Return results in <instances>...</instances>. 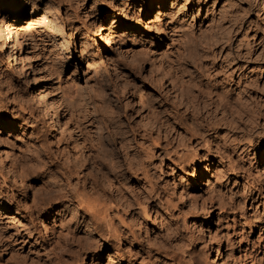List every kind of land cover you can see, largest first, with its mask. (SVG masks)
Segmentation results:
<instances>
[{
    "label": "rangeland",
    "instance_id": "374dc122",
    "mask_svg": "<svg viewBox=\"0 0 264 264\" xmlns=\"http://www.w3.org/2000/svg\"><path fill=\"white\" fill-rule=\"evenodd\" d=\"M10 1L0 0V6ZM25 1L14 6L22 7L24 48L48 99L62 104L54 107L63 122L65 116L72 121L69 132L83 138L86 148L83 154L68 131L60 135L64 126L53 107L46 114L35 103L33 73L0 41V204H8L7 210L0 207V264H134L126 256L135 250L143 257L149 251L157 264H187L191 258L193 264L213 258L215 264H264V126L257 127L254 143L238 144L237 124L225 110H214L209 119L215 125L203 122L200 144L179 146L168 128L177 115L178 132L194 127L189 111L197 103L186 102L178 86L198 76L196 63L221 65L234 50L245 52L255 49L258 38L264 41V0H167L161 17L159 0ZM48 6L61 36L46 30L42 14ZM14 8L0 18L3 28ZM113 17L116 24L110 23ZM228 17H241L247 25L217 27ZM99 23L109 29L98 34ZM211 30L216 40L224 31L232 40L213 47L206 59ZM11 39L19 54L14 33ZM244 66L264 84L263 47L251 50ZM170 142L174 148L167 156ZM127 162L148 164L156 193L143 191L150 185ZM74 191L89 202L90 212L101 210L106 217L92 234L86 226L95 225L79 217L87 204L60 197ZM111 230L128 232L134 245L122 243L117 253L109 246L108 240H118L107 235Z\"/></svg>",
    "mask_w": 264,
    "mask_h": 264
},
{
    "label": "bare ground",
    "instance_id": "6f19581e",
    "mask_svg": "<svg viewBox=\"0 0 264 264\" xmlns=\"http://www.w3.org/2000/svg\"><path fill=\"white\" fill-rule=\"evenodd\" d=\"M26 1H25L26 4H30V0H26ZM74 1H76V0H74ZM168 1L167 0H159V4H160L159 6L160 7H159V10L157 11L156 17H161L163 15V13H164L163 12V7L165 6V4ZM17 4H18V0H11L7 4H4L3 7L0 6V18H5L6 17V11L9 8L13 9L14 6L17 5ZM21 11H22V7H20V6H17V8H14L13 12L15 14H13L10 17L9 21H8V29L6 27L3 28V26H2L3 24L0 25V41L2 42L1 44H3V48L8 49V51H9L10 55H12V58L13 59L14 58L17 59V60L19 59L22 62V65H20V66H22V68L27 69L28 71L31 70V73H33V77H31V78L34 79L33 81L35 82V85L37 86V92H38L37 94H38V97H39V100H37L38 102H35V101L34 102L36 104L38 103V107L40 106L43 109V110L42 109L41 110L44 111L43 113H46V114L49 111V107H50V109L53 107L52 109H53L54 116L56 117V121L58 119V121L61 124H63V126H64V127L62 126L63 128L61 127L63 134L60 133V135H63L64 136V133H66V131L69 132L68 126H69V124L72 121L69 120L68 117L66 118V116H65L64 117V122H63L62 117H61V114H60L59 109H58V108H62V104H60L56 100H54L53 102H51L50 99H48L49 94L40 85V82H41L42 79H38V78H41V77H38L37 72L33 69V66H32L33 61H32V59L30 57L29 49L27 48V46H25V48H24V44H23V41H22L23 36H24L25 33H24V26L21 24V21H20L21 16H22L21 15L22 14ZM52 15H53L52 8H50V7L47 8V10H45V12L42 14L43 23L46 26V30L48 32H50L52 34H56V36H61L62 33L60 32V30H58V28L57 29L54 28L55 22H54L53 19H51V16ZM231 19H233V18H231V17L229 18L228 17L229 22H226V23L220 21V24H218L217 27L221 28L223 25L226 24L227 26H229L230 29L233 28V26H237V28L239 29L241 25H243V26H246L247 25V22L244 21L243 18H241V17H238V19H237V17H235L233 19L234 21L233 20L231 21ZM1 21H4V19L1 20ZM117 21L118 20L116 19V17H113V18L110 19V23L111 24L112 23L113 24H116ZM140 21H141V19L138 18V20H137L138 24L140 23ZM224 21H225V18H224ZM105 25L106 24H101V23H99L97 25V27H98V34H102L104 30L109 29V26H105ZM214 30H216V29H214ZM13 33L15 34L16 41L18 43L17 45L20 46V50H19L20 53L19 54L16 53V49H15L16 46H15V44L13 42V39H11V36L13 38ZM216 33H217L216 31L213 32L212 30L210 32H206V35H207L206 38H208L210 40V42L208 41L209 44H208L207 49H206L207 51L209 50L210 53L206 51V55H205V58L206 59H209L210 57L213 56L212 53H213V51L215 49V48L213 49V47H218V48L219 47H223L224 44H227V42L229 40H232V36H231L232 34H231V32H227V33H226V31L221 32V35L219 34V38L217 40L214 38V36H216L215 35ZM218 33H219V31H218ZM258 41L256 40V42L254 43L255 44V47L254 48L256 49V47L258 45H259V47H263L264 48V41L259 40V38H258ZM252 46H251V48H253ZM255 49H250V50L247 49L248 51H245V52H244V50H241L240 51L239 49L238 50L236 49L233 52V58H230L231 56H225V58L223 59L221 65H214L213 64L214 62L211 61V60L202 61V62L200 61V63H196V67H195V70H196V73L195 74L198 75V76H196V77L190 76L191 79H189V80H181V83H180L179 86H178V83H176V82L173 83L174 84L173 87H175V86H178L180 88L182 87V90H181L182 95L184 94V96H186V99L188 98V100L186 102L197 103V105L195 104L196 107L189 111V116L192 119L193 125H194V127L192 129H190V127H189V129H185V131L178 132L177 126L179 125L180 120H182V118L179 117V115H177V116L175 115L176 118L173 119V122L175 124L174 125H170V127L168 126V128L170 129V132L173 131L172 132V135H174L175 137H177V139H179V141H178L179 143H178L177 146L181 145L182 143L184 144L186 141L187 142H190V144H193V145L194 144L199 145L200 144V140L203 139V136L202 135L204 133V130H202V128H201L202 125H203V122H207V125L208 126L215 125L214 122H212L211 119H209L211 113L214 110L215 111L216 110H225L227 112V114H228V117L231 118L230 120H232V122H234V123L237 124V128L234 131V133L238 137V138H236L238 140V144L242 143L243 141L244 142L245 141H248V144L254 143L256 141V138H255L254 135H255V132L257 131V127H260L262 125L264 126V84L262 85V80H260L259 78L255 77V74H252V71L253 70L252 71H248V70H246V69H248L247 66H244V62H246V60L248 59L249 53L251 52V50H255ZM25 52H26V54H25ZM9 57H11V56H9ZM15 59H14V61H15ZM17 64H18V62H17ZM238 73H239V76H238L239 79L237 80L236 77H237V74ZM164 74H168L170 79H175L174 76H172V74H169V71L168 72H165L164 71ZM202 76L205 77V79H206L205 82L198 81L197 80V77H202ZM30 81H31V79L29 80V82ZM43 103H45L47 105L44 106L45 104H43ZM36 104H35V107L37 106ZM55 104H57L56 106L58 108L56 106L54 107ZM56 108H57V110H54ZM33 109H34V107H33ZM42 111L40 112L41 115H42ZM62 113H63V111H62ZM44 115L45 114H43L42 117H44ZM146 116L149 119L148 114ZM144 118H146V117L144 116ZM149 121H150V119H149ZM174 127H175V129L172 130V128H174ZM159 129H160V127H159ZM69 133H70L69 134L70 139L72 138L73 141H74V143H76L79 146L78 149H80V151H82V148L83 147L86 148V143L83 140V138L79 137L78 134L73 135V134H71L72 132H69ZM2 145H3V143H2ZM168 145H172L171 142L168 143ZM173 148H174V145H172V148L171 149H167V148L164 149V151H165V153H166L167 156H171V152H172ZM84 152L85 151H82L83 154H85ZM4 153L6 155H8V152L5 149H4ZM193 155H194V161H195V163L197 165V163H199V160L196 158L197 157V154L194 153ZM83 159H84V161H86L87 160V156L84 155V158ZM127 163L130 165L129 166L130 167V170L133 171L134 176H135L136 173H138V175L141 174L143 176V178L146 180L145 182H147L150 185L148 188H146L143 191H145L147 193V195H150V196L153 193H156L158 189L155 187L156 185L152 184L153 183L152 182V178L150 177V174L148 172L149 170L147 168L148 167V164L145 165L142 162V164L145 165V166H143L142 164H139V163H133V162L132 163L131 162H127ZM92 164H94V162ZM178 165H179V163L176 164V166H178ZM206 166L207 165H205L204 167L206 168ZM208 166H209V164H208ZM22 167H24V166H22ZM208 169H209V167H208ZM26 171H27V169H26ZM110 175H111V173H110ZM111 176L113 177V179L116 182L118 181L117 183L120 185L118 187H123L122 183H120L121 181H119L115 175H111ZM15 183H16V181H15ZM19 186H20V184H19ZM46 187H48V186H46ZM133 188L135 189V187H132V189ZM135 191H137V190H135ZM179 193L180 194H178V195H180V196L182 195V197L185 196V195H183L184 192L179 191ZM68 194L67 193L66 194H61L60 197L61 198L72 197L74 199L76 198V199L79 200V202H80V204L82 206V204L84 202V199H85V197H84V199H82L83 195H81L77 191H74L71 196H69ZM139 194H140L139 191H137V195L138 196H139ZM191 195H193V194H191ZM188 196H190V193L188 194ZM85 203L87 204L89 202H86V200H85L84 204ZM0 207H4L7 210L8 204H5L3 206H1V204H0ZM145 209L146 208H144V211H143L144 214H145V216L146 215H149L148 212H147V210H145ZM98 212H101V210H98L97 213H96L95 210H93V212H90V206L88 204H87V207H85V208H84V206H82L81 207V210L79 211V217H80V219H84L85 222H86L87 221L86 218H89L90 221H91V223H93L95 225V227H93V226H89V227L86 226L87 227L86 229H89V231H87V232H89L90 234L94 233L95 230H97V228L101 227V225H100L99 222L102 221V219H103V221H106V220H104L106 217L105 216L104 217L101 216L102 215V212L99 213V214H98ZM79 222H80V220L78 221V223ZM108 222H110V221H108ZM159 224H161L163 226V222H161V223L158 222V225ZM161 225H159V226H161ZM166 230H167L166 235H167V238L169 239V237H171L170 236V230L171 229L166 227ZM132 231L133 230H131V228H130V233H131L132 236H134V234H133L134 231L133 232ZM111 232H112V230H111ZM111 232L109 231L107 235H109L111 238L112 237H117L118 240H116V238H113V239H115L114 241L108 240V242L110 241L109 246H111L112 248H114L113 250L116 251L117 253L121 252L122 243L123 244H126V246H128L129 248L132 245H134V243H135L134 240H133L134 237L131 238L129 236L128 232H125L124 231L125 233L122 234V235H118L114 231H113L114 233L113 232L111 233ZM98 234H99V236L101 238L105 237V235L103 236V233H98ZM91 240H94V239L92 238ZM96 244H98V243L96 242ZM112 244H114V246ZM141 245H143V244H141ZM149 247L151 249L152 246L149 245ZM160 247H162V246H160ZM164 247H162V248L164 249ZM219 247H220V245L218 246V248ZM215 249H217V248H215ZM169 251H167V252H169ZM140 252H142V251H140ZM163 252H166V249ZM143 253L145 254V256L147 255V257H143L142 254L139 253V251L135 250V254L133 253L134 256L133 255L131 256V255L128 254L126 256V259L128 261H130V262L133 261L134 264H157V262H155L156 261L155 258H154V260H153L152 257H151L152 259L150 258V256H149L150 255V252L149 251H146V252H143ZM170 253H172V252H169L168 255ZM217 253H218V250H217ZM192 254L193 253L191 252L190 255L192 256ZM164 255L167 256V253H164ZM141 256H142V258H141ZM139 258L142 259V260L140 259L141 262L143 261L142 263L141 262L138 263ZM172 258H173V260L174 259L176 260L175 255L172 256ZM244 258H243V261H244ZM211 259H212V257H211ZM214 259L215 258H213L211 260V263L210 264H215L216 263ZM111 260H109V261H111ZM179 260L180 259H178V262H179ZM191 260L192 261L191 262L189 261V262H190V264H193L192 263L193 262V258H191ZM181 261H183V259ZM189 262L187 264H189ZM181 264H182V262H181Z\"/></svg>",
    "mask_w": 264,
    "mask_h": 264
}]
</instances>
